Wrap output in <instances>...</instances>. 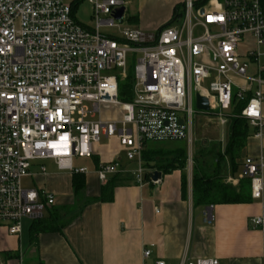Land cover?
Listing matches in <instances>:
<instances>
[{"label": "built area", "instance_id": "2783aa9c", "mask_svg": "<svg viewBox=\"0 0 264 264\" xmlns=\"http://www.w3.org/2000/svg\"><path fill=\"white\" fill-rule=\"evenodd\" d=\"M85 1L93 10L94 30L79 24L73 5L64 0H0V229L10 236L19 238L24 220H42L56 205L53 194L23 186L33 163L53 161L62 172L86 175L87 169L74 167V159H92L103 138H116L135 168L101 164L99 181L107 184L131 174L144 186L148 143L194 144V96L208 100L209 111L200 114L214 116L223 128L234 117L228 114L234 102L241 104L240 117L253 138L264 140L260 0H222L203 9V15L193 0H186L178 26L155 34L121 27L133 0ZM123 8L119 21L115 14ZM116 28L120 38L101 34ZM135 60L134 99L122 102L117 73L126 80ZM104 106L120 108L121 119L103 121ZM240 166V177L226 183L236 186L249 179L252 200H262L264 149L257 157H245ZM211 209L204 211L209 224ZM250 224L264 232V216ZM150 255L145 252V258ZM182 264L220 262L198 258Z\"/></svg>", "mask_w": 264, "mask_h": 264}, {"label": "crops", "instance_id": "0c3cea01", "mask_svg": "<svg viewBox=\"0 0 264 264\" xmlns=\"http://www.w3.org/2000/svg\"><path fill=\"white\" fill-rule=\"evenodd\" d=\"M153 1L133 0L128 6L134 10L129 16L131 23L147 34H155L170 24L176 8L184 9L186 0H158L156 4ZM221 1L210 0L196 9L209 10ZM252 42L249 39L253 46ZM101 119L119 121L121 118L101 115ZM262 149L264 140L257 141L251 132L239 167L245 157H257ZM152 151L145 148L144 154ZM88 160L91 169L81 167L87 169L83 175L85 199L101 197L106 185L96 174L101 164L120 162L129 169L135 168L127 162L116 138H103L94 147L93 158ZM45 162H51L61 173L51 175L46 163L35 162L31 167L32 176L25 179L32 188H25L44 189L53 194L57 209L82 207L79 215L72 221L62 220L64 226L60 232L40 233L35 239H32L30 220L23 226L19 238L0 229V264H156L158 261L182 264L184 259L198 258H214L220 264H264V232L253 229L250 224L252 218L264 216V198L249 204L195 207L193 177L190 179L186 173L188 166L184 172H162L159 184H153L150 177L151 172L158 170L146 167L144 186H139L131 174L120 175L111 202L84 205V200L79 202L75 197L74 175L60 171L53 161ZM183 176L187 178L185 191ZM220 177L223 182L235 179L232 173ZM207 208H212L210 224L204 216ZM50 217L47 211L44 219ZM146 251L151 252L149 258H145Z\"/></svg>", "mask_w": 264, "mask_h": 264}, {"label": "trees", "instance_id": "16d2710c", "mask_svg": "<svg viewBox=\"0 0 264 264\" xmlns=\"http://www.w3.org/2000/svg\"><path fill=\"white\" fill-rule=\"evenodd\" d=\"M83 0H75L72 4L75 10L76 6ZM210 0H202L201 2L195 3V7L204 6ZM261 5L264 9V0H260ZM178 6L175 10L173 20L167 26L174 23L179 15ZM166 26V27H167ZM129 78V76H128ZM127 78V79H128ZM236 100V99H235ZM235 107L233 111V118L231 119L230 136L227 148L224 155L218 154L215 162L211 164L212 170L210 173L204 174L201 172L199 167L194 165L193 168V202L195 207H211L218 205H240L249 204L252 202L251 192L248 187V183H242L239 187H232L221 180V165L229 157L231 160L232 171L235 173L238 170V161L241 159L243 151L247 147L248 139L251 137V129L248 123L240 117L243 106L234 102ZM172 157V159H165ZM172 160V161H170ZM145 167L153 168L158 172L169 174L174 170L184 172L185 165L187 163V155L182 152H178V155H159L153 152L144 154ZM181 164V165H180ZM215 164V165H214ZM117 177H113L108 183L102 188L101 197L98 199H85L84 190L85 182L83 175H74V190L75 197L80 201H85L84 205L95 202H111L113 200V192L116 188ZM187 178L183 176V191L186 190ZM83 205V206H84ZM82 207L73 209H57L53 207L49 210L50 218L42 219L33 222L31 228L32 239L40 233H54L60 232L64 226L62 220L68 219L72 221L79 215Z\"/></svg>", "mask_w": 264, "mask_h": 264}, {"label": "rangeland", "instance_id": "374dc122", "mask_svg": "<svg viewBox=\"0 0 264 264\" xmlns=\"http://www.w3.org/2000/svg\"><path fill=\"white\" fill-rule=\"evenodd\" d=\"M68 4H74L75 0H64ZM154 0L153 3L156 4ZM139 7V6H138ZM133 9L128 7V11L126 14V19L122 23V28H135L134 25L130 21V15L133 14ZM184 14V9L182 6L179 8V15ZM75 19L77 22L86 28L94 30L96 24L93 20V10L90 4L85 0L81 1L75 8L74 11ZM179 22H174L170 26L177 27ZM101 34L104 35H112L116 38H120L119 30L116 29H102ZM252 46V45H249ZM136 65V60L132 61L129 64V78L126 80H122L119 76V72L117 73L119 78V100L122 102H132L134 99V68ZM253 69L250 70V75H253ZM209 83L207 84V86ZM196 96L193 98V110L196 114L194 118V139L195 142L192 146L189 145L188 141L183 142H175V143H148L146 146L147 150H152L154 154L159 155H178V152H182L187 155V163L185 167L188 169L186 173L188 174L189 178L192 179L193 173L192 170L194 165L199 167L202 173L207 174L210 173L212 170L211 164L214 163L219 153L224 155L225 150L228 145L229 136H230V128H231V120L230 124L226 127H221L218 124L217 119L214 116H202L200 111H198L196 107ZM121 109L113 106H104L101 110V115L103 117H110V118H121ZM229 115H233V111L228 112ZM155 149V150H154ZM166 159V158H165ZM241 160V159H240ZM238 161V166L240 163ZM172 161V160H170ZM46 163L48 172L51 175L60 174L57 168L51 162H44ZM181 165V164H180ZM215 165V164H214ZM75 168L87 167L91 169V163L88 159H76L74 161ZM221 173L220 175L233 174L235 179L240 177L242 172L241 167H238V170L233 173L231 160L229 157H226L224 162L221 165ZM222 180V179H221ZM226 183V182H225ZM242 183H248V188L251 192V181L249 179L240 180L239 183L234 186L231 184L232 187H239ZM227 184V183H226ZM229 185V184H228ZM24 187H31L29 180L23 181ZM29 222V221H28ZM27 220L23 221V226L26 227L28 224Z\"/></svg>", "mask_w": 264, "mask_h": 264}, {"label": "water", "instance_id": "95a60500", "mask_svg": "<svg viewBox=\"0 0 264 264\" xmlns=\"http://www.w3.org/2000/svg\"><path fill=\"white\" fill-rule=\"evenodd\" d=\"M125 14V8L121 9L115 14V18L119 21L122 20ZM204 14V10L201 11V15ZM196 107L199 111L208 112L209 111V102L206 98L199 95L196 96ZM182 123V122H181ZM153 182L162 181L163 174L161 172L155 171L151 176Z\"/></svg>", "mask_w": 264, "mask_h": 264}]
</instances>
